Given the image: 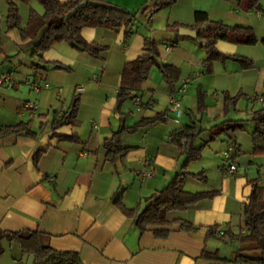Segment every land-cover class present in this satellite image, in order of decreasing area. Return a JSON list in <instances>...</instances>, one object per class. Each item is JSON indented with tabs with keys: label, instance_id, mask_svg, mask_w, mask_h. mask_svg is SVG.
<instances>
[{
	"label": "crops",
	"instance_id": "crops-1",
	"mask_svg": "<svg viewBox=\"0 0 264 264\" xmlns=\"http://www.w3.org/2000/svg\"><path fill=\"white\" fill-rule=\"evenodd\" d=\"M8 1L17 5L22 27L30 11L43 15L35 0H0V74L10 77V84L0 87V129L29 121L35 134L0 138V230H37L48 236L52 250L74 252L83 264H240L236 261L237 240L221 239L207 231L215 226L227 235L239 234L244 229L242 213L249 183L257 181L264 189V154L254 153V125L247 121L261 107L258 98H264V45L217 40L218 52L249 59L253 67L243 69L232 59L205 65L202 45L179 35L172 24L191 29L194 12L202 11L211 21L249 28L258 40H264V0L259 10L251 12L242 11L234 0H176L156 13L148 0H107L135 13L132 36L125 41L123 28L83 29L86 42L107 48L98 59L64 42L52 45L43 59L67 71L30 68L35 39L22 40L19 31L6 30ZM145 36L156 42L158 62L176 67L177 77L169 84L158 69H151L135 99L125 102L117 115L121 70L143 53ZM33 83L49 87L34 93L29 86ZM182 84L183 92L176 93ZM172 93L180 102L179 118L168 111ZM199 93L204 95L202 113ZM74 98L79 101L74 123L53 131L54 112L63 114ZM233 98L234 103L228 100ZM27 101L36 104L35 117L23 109ZM153 117L158 118L153 124L122 137L125 156L105 161L103 142L113 131ZM225 121H242V129L234 134L235 143L225 135L211 139L209 128ZM192 125L197 134L194 147H203L200 159L182 171V188L214 195L186 210L168 212L166 220L171 223L164 229L171 231L166 237L155 236L153 228L140 234L114 201L120 197L127 208L141 210L149 196L164 189L180 173L185 158L170 135ZM70 136L78 141L68 140ZM227 151L236 165L233 174L224 171ZM141 170H150L152 177L140 181L136 172ZM199 173L205 180L191 176ZM176 220L199 229L179 231L173 223ZM214 240L235 244L232 252L222 255ZM204 251L228 262L204 258ZM255 253L244 254L262 256ZM18 257L19 251L11 259Z\"/></svg>",
	"mask_w": 264,
	"mask_h": 264
},
{
	"label": "trees",
	"instance_id": "trees-1",
	"mask_svg": "<svg viewBox=\"0 0 264 264\" xmlns=\"http://www.w3.org/2000/svg\"><path fill=\"white\" fill-rule=\"evenodd\" d=\"M23 3H29L32 0H20ZM42 9L43 15L37 16L30 11L27 23L21 26V17L18 7L15 3L8 1V10L5 18L6 30H17L22 40L35 39L30 53L33 62L30 68L33 71L41 70H65L68 69L54 62H48L43 59V54L56 43H67L72 48L84 52L92 58H100L101 53L106 51V47H101L93 43L86 42L81 31L85 28L119 30L124 29V39L127 41L133 34V28L136 23L135 13L126 9L114 6L107 0H68L60 2L59 0H35ZM228 1V0H224ZM238 7L245 12L257 11L260 9L261 0H234ZM153 3L152 13L171 7L176 0H148ZM194 24L190 27L197 31L196 41L202 45L206 51L205 65L213 61H224L232 59L237 61L243 69L253 67L251 60L227 56L218 52L215 48L217 40H230L244 45H255L264 40H258L253 31L249 28L228 27L221 22L211 21L207 14L202 11H195L193 14ZM206 26V30L199 32L200 27ZM174 29L178 25L172 24ZM143 53L134 60L127 62L120 73V83L116 95L115 113L120 115L123 104L134 100L143 83L147 80L151 69L156 68L162 74L169 84H172L177 77L178 70L169 64H160L158 62L159 54L157 44L151 38L143 37ZM204 95L198 94V110L202 113ZM234 103L235 98L228 99ZM79 101L74 98L70 106L57 117L54 112V120L51 124L53 131L56 129L74 123L78 111ZM157 117L143 118L131 127L120 126L111 136L104 140L103 150L105 161L113 162L116 157L125 156L127 149L122 145V137L126 134L137 131L140 127L151 125L157 121ZM254 125L251 133L254 153L264 154V98H262L261 107L252 113L249 120ZM242 121H225L209 128L211 139L220 135H225L227 139L235 143V132L242 129ZM27 136L34 137V132L30 129V122L19 123L14 126H6L0 129V138L7 136ZM196 130L192 126H182L173 131L170 135V141L185 154L181 164L180 173H178L161 191L155 192L147 198L146 205L141 209L127 208L121 198L115 199V206L127 218H131L139 233L145 232L148 228H153L155 236L164 238L171 231L164 229L171 222L166 220V214L170 211H182L195 205L204 198L212 197L214 193H192L182 188V171L193 161L201 157L203 145L194 147L196 139ZM66 139V138H64ZM68 140L78 141L76 136L67 137ZM40 153H36L33 158L34 164H37ZM192 177L205 180L201 173L191 174ZM250 193L243 206V227L246 233L243 235H227L225 232L221 239L226 236L236 238L239 244L236 251V261L240 264H264V254L260 257H251L245 255L246 252L264 253V189L257 181H251ZM177 224V230L186 232H195L199 229L189 222L183 220L173 221ZM215 226L208 229V234L217 233ZM48 236L37 230H19L3 231L0 230V256L5 251V246H15L19 251V257L13 258L14 261H23L30 259V264H83L78 254L74 252H58L52 250L47 244ZM202 257L217 262H228L225 259L218 258L215 254L206 251Z\"/></svg>",
	"mask_w": 264,
	"mask_h": 264
},
{
	"label": "built area",
	"instance_id": "built-area-1",
	"mask_svg": "<svg viewBox=\"0 0 264 264\" xmlns=\"http://www.w3.org/2000/svg\"><path fill=\"white\" fill-rule=\"evenodd\" d=\"M4 84H10V77L7 73L4 74H0V87H2ZM31 90L34 93H39L40 91H42V89H46L48 88V84L44 83L43 85H37V84H29ZM185 88V84H182L180 86V88H178L176 90V93H181L183 92ZM258 101H262V99L258 98ZM135 102H138V98L135 100ZM23 109L29 114V116L31 117H35L37 115V106L34 102L32 101H27L23 104ZM168 111L172 112L175 116V118H179L180 116V102L179 99L176 97V95L174 93H172L169 96V100H168ZM62 115V113H57V117H60ZM224 158H225V163H224V171L226 173L229 174H233L236 171V165L233 162H230V156H229V151L224 153ZM152 172L150 170L147 171H138L136 172V177L140 180V181H144L147 178L152 177ZM246 233V230L241 228L239 230V234L243 235ZM224 234L223 231H218L217 235L222 236ZM231 241H236L237 239L232 237L230 238Z\"/></svg>",
	"mask_w": 264,
	"mask_h": 264
},
{
	"label": "rangeland",
	"instance_id": "rangeland-1",
	"mask_svg": "<svg viewBox=\"0 0 264 264\" xmlns=\"http://www.w3.org/2000/svg\"><path fill=\"white\" fill-rule=\"evenodd\" d=\"M214 246L215 247H218L219 248V251L220 253L223 255V254H229L232 252V249L234 248V246L232 245H235V244H224L222 241H219V240H214ZM5 254L2 258H0V264H11V262L13 261L11 258L12 256H15L17 253H18V249L15 247V246H7L5 247ZM261 254H264L262 252H256L255 255L256 256H259ZM12 260V261H11ZM30 261V259H27V260H23V261H15L14 264H26V262L28 263Z\"/></svg>",
	"mask_w": 264,
	"mask_h": 264
},
{
	"label": "water",
	"instance_id": "water-1",
	"mask_svg": "<svg viewBox=\"0 0 264 264\" xmlns=\"http://www.w3.org/2000/svg\"><path fill=\"white\" fill-rule=\"evenodd\" d=\"M206 28H207L206 26L200 27L198 29V33L206 30ZM177 32L179 35H182V36H189V37L194 38V39L197 38V31H194V30H191V29H188L185 27H179Z\"/></svg>",
	"mask_w": 264,
	"mask_h": 264
}]
</instances>
